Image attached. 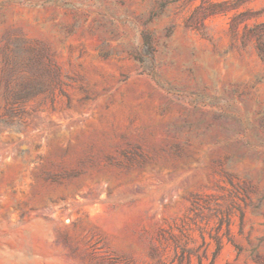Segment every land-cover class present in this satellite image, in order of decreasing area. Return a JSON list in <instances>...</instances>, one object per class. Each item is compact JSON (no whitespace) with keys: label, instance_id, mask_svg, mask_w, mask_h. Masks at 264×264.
<instances>
[{"label":"rangeland","instance_id":"374dc122","mask_svg":"<svg viewBox=\"0 0 264 264\" xmlns=\"http://www.w3.org/2000/svg\"><path fill=\"white\" fill-rule=\"evenodd\" d=\"M0 264H264V0H0Z\"/></svg>","mask_w":264,"mask_h":264}]
</instances>
